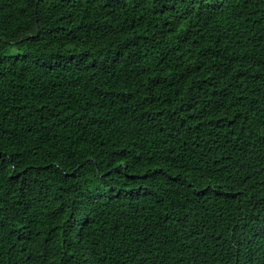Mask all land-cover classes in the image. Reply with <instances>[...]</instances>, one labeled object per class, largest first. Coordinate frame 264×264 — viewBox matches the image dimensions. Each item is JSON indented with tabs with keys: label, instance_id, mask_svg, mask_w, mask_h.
Here are the masks:
<instances>
[{
	"label": "trees",
	"instance_id": "obj_1",
	"mask_svg": "<svg viewBox=\"0 0 264 264\" xmlns=\"http://www.w3.org/2000/svg\"><path fill=\"white\" fill-rule=\"evenodd\" d=\"M0 264H264V0H0Z\"/></svg>",
	"mask_w": 264,
	"mask_h": 264
}]
</instances>
